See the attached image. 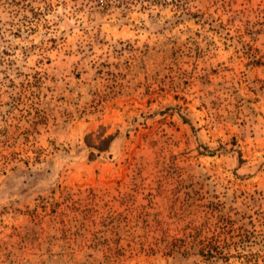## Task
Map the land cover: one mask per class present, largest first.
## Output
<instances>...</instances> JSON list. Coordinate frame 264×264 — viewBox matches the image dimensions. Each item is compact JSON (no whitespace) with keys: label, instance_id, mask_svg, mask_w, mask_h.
<instances>
[{"label":"rangeland","instance_id":"374dc122","mask_svg":"<svg viewBox=\"0 0 264 264\" xmlns=\"http://www.w3.org/2000/svg\"><path fill=\"white\" fill-rule=\"evenodd\" d=\"M0 264H264V0H0Z\"/></svg>","mask_w":264,"mask_h":264}]
</instances>
